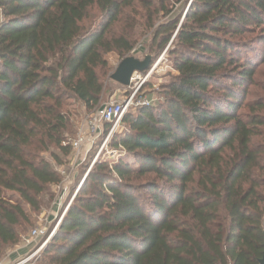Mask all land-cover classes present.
Masks as SVG:
<instances>
[{
  "label": "trees",
  "instance_id": "16d2710c",
  "mask_svg": "<svg viewBox=\"0 0 264 264\" xmlns=\"http://www.w3.org/2000/svg\"><path fill=\"white\" fill-rule=\"evenodd\" d=\"M135 1L0 0V258L26 206L39 210L62 182L42 152L70 154L69 102L99 106L106 54L135 47L112 33ZM138 1L152 50L172 41L177 75L157 105L124 114L108 144L118 156L95 160L40 264H260L264 103L245 113L240 102L264 46V0H174L173 13L171 0Z\"/></svg>",
  "mask_w": 264,
  "mask_h": 264
},
{
  "label": "rangeland",
  "instance_id": "374dc122",
  "mask_svg": "<svg viewBox=\"0 0 264 264\" xmlns=\"http://www.w3.org/2000/svg\"><path fill=\"white\" fill-rule=\"evenodd\" d=\"M171 1L169 8L173 13L179 5H175L174 0ZM2 15L0 9V22L2 21ZM148 16V10L136 0L134 5L126 10L122 21L113 26L112 33L114 34L126 32L132 35L136 43L135 47L124 57H121L116 52L106 54L105 57L108 60V66L107 68H99L98 70L105 85L103 99L99 106L89 111L80 101L69 102L66 110L69 114L70 125L65 136L66 143L71 148L70 154L64 155L56 147L42 152V156L50 161L61 173L62 182L57 185H50L48 191L41 195V206L39 210H34L30 206H26L29 220L24 222L22 227H20L21 235L19 241L14 245H7L4 248L3 256L0 258V264H12L34 251V257L30 264H40L49 242L40 251H36L45 238L37 239L26 248H21L22 244L25 243L24 240L31 235L32 230L36 227L44 226L50 233L57 226L66 209L74 201L87 172L99 156L115 158L118 156V152L115 153L108 145L110 140L105 145L106 136L101 130L96 135L89 137L90 139L84 142L79 151L73 148L72 142L78 138L81 130L83 129L84 132L87 131V122L90 120L91 115L98 109H103L111 104L126 103L129 101L128 110H135L141 105H157L164 99V87L177 75V71L173 67L172 57L167 53L172 41L160 52L152 50L151 38L155 27L149 26ZM166 19H168V16L160 15L157 23L165 21ZM92 21L87 22V24ZM92 23H95V21ZM258 48L259 56L255 64L256 74L254 83L247 85L246 91L243 92L242 101L240 102L243 105L242 111L245 113L249 112L247 105L256 102L264 103V46L260 45ZM129 56L140 60L151 57V64L147 71L137 72L135 74V80L130 86H125L113 80L111 75L120 62ZM259 112L264 114V109H261ZM52 152L60 156L61 163L53 158ZM52 239L53 237L49 241L52 242Z\"/></svg>",
  "mask_w": 264,
  "mask_h": 264
},
{
  "label": "built area",
  "instance_id": "2783aa9c",
  "mask_svg": "<svg viewBox=\"0 0 264 264\" xmlns=\"http://www.w3.org/2000/svg\"><path fill=\"white\" fill-rule=\"evenodd\" d=\"M135 74L132 77V82L135 80ZM128 107H129V101H127L126 103L111 104L109 106H106L103 109H98L95 113L91 115L90 120L87 122V131L84 132L82 129L78 138L72 142L73 148L76 151H79L82 148L84 142L86 140H89L90 139L89 137L96 135L99 130L105 133L104 127L106 126V124H109V129L105 134L106 136L105 145H106L108 141L110 140V138L113 136V134L122 127L123 117H124V114L128 111ZM115 153H117V151H115ZM68 208L64 212L63 216L67 212ZM60 222L61 220L59 221V223ZM59 223L50 233L48 229L44 226H39V227L34 228L31 232V235L24 240L25 242L24 244L26 246H29L33 244V242H35L37 239H42L45 237V240L36 249V251H40L42 248L45 247V245L53 237L57 227L59 226ZM33 253L23 257L22 259L12 264H30L32 258L34 257Z\"/></svg>",
  "mask_w": 264,
  "mask_h": 264
},
{
  "label": "water",
  "instance_id": "95a60500",
  "mask_svg": "<svg viewBox=\"0 0 264 264\" xmlns=\"http://www.w3.org/2000/svg\"><path fill=\"white\" fill-rule=\"evenodd\" d=\"M150 64L151 57H147L145 60H140L132 56L126 57L112 73L111 78L122 85L130 86L133 75L136 72L147 71L150 68ZM259 263L264 264V252Z\"/></svg>",
  "mask_w": 264,
  "mask_h": 264
},
{
  "label": "crops",
  "instance_id": "0c3cea01",
  "mask_svg": "<svg viewBox=\"0 0 264 264\" xmlns=\"http://www.w3.org/2000/svg\"><path fill=\"white\" fill-rule=\"evenodd\" d=\"M2 11V10H1ZM2 20H3V15H2ZM27 246L23 243L21 248H26ZM5 263V262H4Z\"/></svg>",
  "mask_w": 264,
  "mask_h": 264
}]
</instances>
